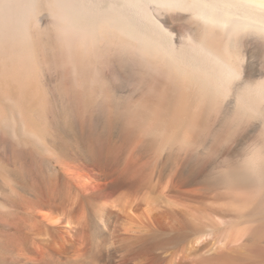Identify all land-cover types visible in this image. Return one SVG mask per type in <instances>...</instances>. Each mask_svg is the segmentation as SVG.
<instances>
[{
	"label": "rangeland",
	"instance_id": "374dc122",
	"mask_svg": "<svg viewBox=\"0 0 264 264\" xmlns=\"http://www.w3.org/2000/svg\"><path fill=\"white\" fill-rule=\"evenodd\" d=\"M51 1L1 7L0 201L25 190L31 176L52 178L55 158L85 151L82 143L133 144L150 167L178 176L191 204L220 215L205 239L224 252L241 250L226 264H264V39L238 37L239 75L226 83L201 60L186 63L164 45L143 47L101 24L91 17L92 0L67 23H57ZM163 9L152 14L181 49L197 24L183 10ZM191 234H157L149 244L159 258L174 256Z\"/></svg>",
	"mask_w": 264,
	"mask_h": 264
},
{
	"label": "bare ground",
	"instance_id": "6f19581e",
	"mask_svg": "<svg viewBox=\"0 0 264 264\" xmlns=\"http://www.w3.org/2000/svg\"><path fill=\"white\" fill-rule=\"evenodd\" d=\"M16 1L20 2L22 9V2L28 0H0V11L3 6L13 9L19 6ZM51 2L57 23H67L69 16L78 11L80 14L91 1ZM126 3L127 0H92L91 17L143 47L160 50L158 45H164L165 51L186 63L201 60L205 64L202 67H208L204 69L220 76L223 82L239 75L238 60L233 53L238 37L253 33L264 39V4L258 0H144L134 6H121ZM161 8L168 12L170 8L187 12L189 19L197 24L199 31H194L198 35L187 29L190 35L180 49L172 39L174 34L165 31L166 25H161L162 21L156 20L152 14L153 9ZM170 34L173 36L171 39ZM260 88L264 91V82ZM82 145L85 151L75 149V154L55 158L52 178L31 176L26 180L25 190H12L5 203L0 201V264H206L211 260H216V264H226L232 252L241 253L238 248L231 252L221 251V247L215 246L217 242L206 241L209 229L217 227L216 219L212 218L220 215L209 207L191 204L178 176L157 166L150 167V161L147 164L132 151L133 144L97 142ZM236 205L234 203L233 207ZM215 210L218 209L215 207ZM185 230L192 234L180 254L159 258L149 244L154 235Z\"/></svg>",
	"mask_w": 264,
	"mask_h": 264
},
{
	"label": "snow or ice",
	"instance_id": "6c2138e0",
	"mask_svg": "<svg viewBox=\"0 0 264 264\" xmlns=\"http://www.w3.org/2000/svg\"><path fill=\"white\" fill-rule=\"evenodd\" d=\"M144 2V0H127V3L126 5H121L122 7H126V6H134V5H137V4H140ZM178 2V0H177ZM258 2L264 4V0H258ZM255 125L253 126L252 130H251V134H255ZM261 179L264 180V173H262L261 175Z\"/></svg>",
	"mask_w": 264,
	"mask_h": 264
}]
</instances>
